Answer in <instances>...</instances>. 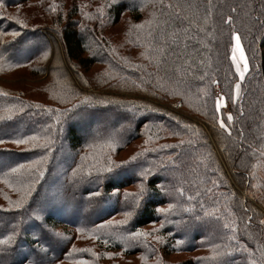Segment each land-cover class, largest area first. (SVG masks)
<instances>
[{
    "label": "trees",
    "instance_id": "16d2710c",
    "mask_svg": "<svg viewBox=\"0 0 264 264\" xmlns=\"http://www.w3.org/2000/svg\"><path fill=\"white\" fill-rule=\"evenodd\" d=\"M0 13V264H264V0Z\"/></svg>",
    "mask_w": 264,
    "mask_h": 264
},
{
    "label": "snow or ice",
    "instance_id": "6c2138e0",
    "mask_svg": "<svg viewBox=\"0 0 264 264\" xmlns=\"http://www.w3.org/2000/svg\"><path fill=\"white\" fill-rule=\"evenodd\" d=\"M50 7H52V6H50ZM52 10L55 11V8L53 7ZM233 11H235V10L233 9ZM0 15H3V13H0ZM8 18L9 19H15V17H8ZM231 19L232 18L229 17L225 21V23L230 22ZM16 22L19 23V24H21L22 26H24L21 21L17 20ZM12 35H13V37H15V36H18L19 33L18 32H14V33H12ZM232 40L235 42L234 43V46H233V57H232L233 60L235 61V59H236L235 53L236 52H239L240 60L243 61V63H244V69H243V71H241L240 68H239V66H237V72L240 74L241 79H243L244 72H246L248 70L247 60H246V57L244 55V51H243V49L241 47V44H240V37H239V35L237 33H235V32L232 33ZM45 55H46V53H45ZM236 87L238 89L239 88V84H237ZM223 99H224L223 97H219L217 99V101H216V110H217V112H219V110H220V107H221V105L223 103ZM73 107H76V105H74ZM5 118H11V117H0V119H5ZM231 119H232L231 114H229L228 115V120L231 121ZM220 126L222 128H226V126H225V124H224L223 121H220ZM36 139H37V137L33 136V137H28L25 140H16L14 142L15 143H26L28 140H36ZM0 143H3V141H0ZM41 146H45V145H41ZM135 159H136L135 156H133V157L130 158V160H135ZM127 163H129V161H123L122 162V164H127ZM109 164H111V160H109ZM19 167L22 168L24 166L23 165H20ZM100 170H102V171H111L112 169L111 168H107V169L101 168ZM11 171L12 172H16L17 169L16 168H13V169H11ZM75 171L76 170H74V174H75ZM40 175H43V173L41 172ZM24 187H25V195L22 197L21 200L15 202V207L16 208L21 207L22 206V203H23V199H26V196L27 195H30V192L27 191L28 186H24ZM144 192H145V189L143 188V186H141L139 192H137V193H127L126 195L133 197L134 198L135 205L138 206L139 203H140V199L143 196ZM93 195H99V193H94ZM157 211L164 212L166 210L165 209H157ZM130 215H131V213H125V216H130ZM124 222H126V221H120L119 223H124ZM262 223H264V221H262ZM225 227H227V225H225ZM129 235L131 237L135 238L137 236H142V235H146V234L145 233H142V232H134V233H130ZM10 239H11V237H8V238H6L4 240H0V244H6V243H8L10 241ZM156 239H160V238L157 237ZM180 243H181V241H177V244L178 245ZM106 255H113V254L112 253H106Z\"/></svg>",
    "mask_w": 264,
    "mask_h": 264
},
{
    "label": "rangeland",
    "instance_id": "374dc122",
    "mask_svg": "<svg viewBox=\"0 0 264 264\" xmlns=\"http://www.w3.org/2000/svg\"><path fill=\"white\" fill-rule=\"evenodd\" d=\"M122 20H123L122 23H126V21H125V17H124ZM234 43H235V42L233 41V46H234ZM233 46H232L231 58L233 57ZM241 47H242V46H241ZM235 55H236V59H235V61H234L233 58H232L233 64H234L236 70H237V66H239L240 70L243 71V69H244V63H243V61L240 60L239 52H236ZM244 55H245V54H244ZM244 73H245V72H244ZM239 75H240V74H239ZM21 80H23V79H22V78L14 79V81H21ZM5 81H6V79H5ZM7 81H9V80H7ZM217 95H218V96H217V99H218L219 97H223V95L220 94L219 92H217ZM223 98H224V97H223ZM221 108H222L223 112H229L228 104L226 103L225 99H223V103H222L220 109H221ZM125 153H126V152H123V155H124ZM27 228H30V224H27Z\"/></svg>",
    "mask_w": 264,
    "mask_h": 264
}]
</instances>
